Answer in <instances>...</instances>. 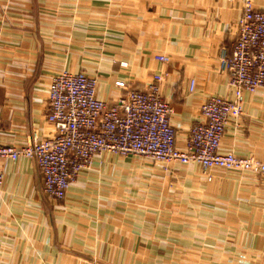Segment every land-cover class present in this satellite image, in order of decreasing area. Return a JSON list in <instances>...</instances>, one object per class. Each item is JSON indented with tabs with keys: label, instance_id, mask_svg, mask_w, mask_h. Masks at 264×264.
Segmentation results:
<instances>
[{
	"label": "crops",
	"instance_id": "crops-1",
	"mask_svg": "<svg viewBox=\"0 0 264 264\" xmlns=\"http://www.w3.org/2000/svg\"><path fill=\"white\" fill-rule=\"evenodd\" d=\"M243 5L0 0V143L55 133L48 84L69 69L96 77V96L109 101L116 79L146 89L163 74L160 93L182 146L206 97L234 98L220 53L236 38ZM242 98L220 149L264 159V85ZM1 170L0 264H264V173L105 151L54 199L35 158H5Z\"/></svg>",
	"mask_w": 264,
	"mask_h": 264
},
{
	"label": "built area",
	"instance_id": "built-area-1",
	"mask_svg": "<svg viewBox=\"0 0 264 264\" xmlns=\"http://www.w3.org/2000/svg\"><path fill=\"white\" fill-rule=\"evenodd\" d=\"M156 58L168 60L161 54ZM220 68L228 74L234 98L206 97L200 106L202 120L191 126L182 146L176 142L170 121L172 107L160 93L163 74H154L146 89L116 79L119 90L109 101L96 96V77L62 69L47 89L46 119L54 125L55 133L44 139L34 134L31 141L18 145L0 143V187L5 158H35L42 171L44 193L62 199L80 171L105 151L146 156L165 164L193 162L204 168L264 173V159L220 149L229 117L243 113L242 91L253 93L264 85V9L254 7L251 0H244L235 40L230 47L221 48ZM194 87L195 79H191L189 90Z\"/></svg>",
	"mask_w": 264,
	"mask_h": 264
},
{
	"label": "rangeland",
	"instance_id": "rangeland-1",
	"mask_svg": "<svg viewBox=\"0 0 264 264\" xmlns=\"http://www.w3.org/2000/svg\"><path fill=\"white\" fill-rule=\"evenodd\" d=\"M158 163H161V162H158ZM161 164L166 165L165 162H163V163H161Z\"/></svg>",
	"mask_w": 264,
	"mask_h": 264
}]
</instances>
